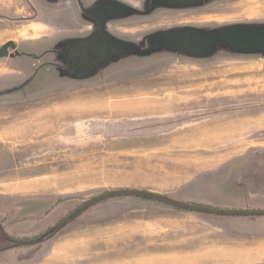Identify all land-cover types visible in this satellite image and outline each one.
Listing matches in <instances>:
<instances>
[{"label": "rangeland", "instance_id": "rangeland-1", "mask_svg": "<svg viewBox=\"0 0 264 264\" xmlns=\"http://www.w3.org/2000/svg\"><path fill=\"white\" fill-rule=\"evenodd\" d=\"M75 1L0 0V48L14 43L0 57L4 232L37 237L113 189L264 210V49L218 42L189 54L160 42L184 30L264 28V0ZM113 2L123 8L100 15ZM97 33L117 50L95 58ZM150 240L156 251L192 257L171 264H264V216L182 211L136 196L102 201L23 247L44 260L53 246L81 245V261L94 254L90 264H104L129 260Z\"/></svg>", "mask_w": 264, "mask_h": 264}, {"label": "water", "instance_id": "water-1", "mask_svg": "<svg viewBox=\"0 0 264 264\" xmlns=\"http://www.w3.org/2000/svg\"><path fill=\"white\" fill-rule=\"evenodd\" d=\"M197 1L198 0H161L157 2L177 7V6L190 5ZM109 4L110 5L103 7L102 11L100 12L102 14L99 13L100 15L110 16L109 14H107L106 9L109 6H111V4H113V7L120 9L123 8L120 6V4L115 2ZM160 42L162 45H164L169 49L183 53H189V54L203 53L209 50L210 48H212L218 42H224L229 47L237 50L255 51V50L264 49V28H233L223 31H214L211 33H202L193 30H184L163 36L161 37ZM13 46L14 43L11 41L3 44L0 48V57H4L5 55H7V49ZM114 50L117 49H113L111 47H108L107 45V47H105V49L102 50L105 54L102 55L101 57L103 58L104 56H106L108 51L114 52ZM100 53L102 52L98 50V53L96 54L100 55ZM95 58H99V57H95ZM125 196H136L147 200H153L178 210L195 212V213L225 216V217L264 216V210L221 209V208H214L200 204L183 202L171 197H167L161 194H157L145 190L113 189V190H107L101 192L98 195L93 196L92 198L84 201L76 209H74L71 213H69L66 217H64L59 222H57L53 227H51L49 230L43 232L37 237L31 239H14L6 234H4V237L8 239V241L13 242L14 243L13 247L15 248L34 245L40 242L45 237H47L51 232L60 230L63 227H65L70 220L76 218L80 213L86 211L90 207L102 201H106L108 199L125 197Z\"/></svg>", "mask_w": 264, "mask_h": 264}, {"label": "crops", "instance_id": "crops-1", "mask_svg": "<svg viewBox=\"0 0 264 264\" xmlns=\"http://www.w3.org/2000/svg\"><path fill=\"white\" fill-rule=\"evenodd\" d=\"M79 2H81V0ZM102 3H105V1L103 0ZM94 5H96V3ZM152 243H154V241L150 240L147 246H139L137 251L143 252L138 253L136 256L131 257L129 260L127 258H122L114 261L113 263L109 259H104L102 261L104 264H134L135 262L139 261L153 260V264H166L165 262H160L161 254H169L168 251L175 250L173 249L159 252L154 250V248H151ZM87 245H89V243H84V246L82 248L83 251H88ZM77 246L75 244H72L68 247L64 245L53 246L49 256H47V258H45L44 260H40L39 257H33L34 253L31 247L10 248L0 251V264H90V262H95L94 254H91V256H88L87 254L81 261V245H79V247ZM167 264L171 263L168 262Z\"/></svg>", "mask_w": 264, "mask_h": 264}, {"label": "flooded vegetation", "instance_id": "flooded-vegetation-1", "mask_svg": "<svg viewBox=\"0 0 264 264\" xmlns=\"http://www.w3.org/2000/svg\"><path fill=\"white\" fill-rule=\"evenodd\" d=\"M75 3L77 4V5H79L78 7H80L81 6V3L82 2H79V1H75ZM103 27V26H102ZM100 33V32H99ZM99 33H97V39H98V42H97V46H98V48H99V51L100 52H102V53H100V55H97V56H95V57H101L102 55H104L105 53L102 51L103 49H105V47H106V43H107V41L101 36V34H99ZM94 37V36H93ZM108 45V44H107ZM73 49H74V47H73ZM95 59V58H94ZM92 62H91V60L90 61H87L85 64L87 65V64H91ZM84 66V64H80L79 65V67H83ZM62 68V67H61ZM41 69V66H39V67H37L36 69H35V72H37V71H39ZM34 72V73H35ZM0 233L4 236V234H6L5 232H4V229L2 228V226H1V224H0ZM7 235V234H6ZM9 236V235H8ZM9 237H11V236H9ZM5 238V237H4ZM12 238H14V237H12ZM14 239H16V238H14ZM5 240H6V242H7V244L6 245H3V246H1L0 247V251H2V250H7V249H10V248H15V247H13V245H14V243L13 242H10V241H8V239H6L5 238ZM43 240V239H42ZM41 240V241H42ZM40 241V242H41Z\"/></svg>", "mask_w": 264, "mask_h": 264}, {"label": "bare ground", "instance_id": "bare-ground-1", "mask_svg": "<svg viewBox=\"0 0 264 264\" xmlns=\"http://www.w3.org/2000/svg\"><path fill=\"white\" fill-rule=\"evenodd\" d=\"M168 252H169V254H166V253L164 255L161 254V256H160V258H161L160 262H165L167 264L169 258L171 259V262L192 260V257H190V256H182V257H180V256H176V254H173V253L171 254V251H168ZM152 262H153V260H149V261H139V262H135L134 264H153Z\"/></svg>", "mask_w": 264, "mask_h": 264}, {"label": "trees", "instance_id": "trees-1", "mask_svg": "<svg viewBox=\"0 0 264 264\" xmlns=\"http://www.w3.org/2000/svg\"><path fill=\"white\" fill-rule=\"evenodd\" d=\"M55 233V231H53V232H51L47 237H45L44 239H46V238H48V237H50L52 234H54ZM43 239V240H44Z\"/></svg>", "mask_w": 264, "mask_h": 264}]
</instances>
